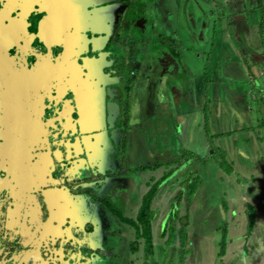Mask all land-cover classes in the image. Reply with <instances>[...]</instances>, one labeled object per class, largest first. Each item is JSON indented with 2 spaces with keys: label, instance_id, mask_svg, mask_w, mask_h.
Masks as SVG:
<instances>
[{
  "label": "flooded vegetation",
  "instance_id": "obj_1",
  "mask_svg": "<svg viewBox=\"0 0 264 264\" xmlns=\"http://www.w3.org/2000/svg\"><path fill=\"white\" fill-rule=\"evenodd\" d=\"M172 2L0 0V264H152L137 217L151 191L155 213L162 164L179 162L159 148L170 100L155 78L174 64L183 108L176 53L194 59L188 39L207 41L190 9L185 41L160 21Z\"/></svg>",
  "mask_w": 264,
  "mask_h": 264
},
{
  "label": "crops",
  "instance_id": "obj_2",
  "mask_svg": "<svg viewBox=\"0 0 264 264\" xmlns=\"http://www.w3.org/2000/svg\"><path fill=\"white\" fill-rule=\"evenodd\" d=\"M231 1L235 7V14L232 15V18H234L233 22L237 29L234 38L228 42L235 50L238 64L230 71L233 75L239 76L237 81L240 89L227 95L226 98L222 93L224 91L222 79H218L217 74L211 73L212 70L208 68L211 54L207 58L199 55L202 69L199 70V78L194 82L192 97L190 96L187 105L180 108L183 103V90L180 89V95L176 102V107L180 109V112L176 115L177 124H174L176 137L172 144L169 139L163 138L162 127L160 129L162 144L159 148L162 151L163 159H167V156L178 158L177 167H186V164H193L196 159L201 160L203 169L194 167L196 168L194 171H204L200 175L197 174L202 180L208 171L207 167H218L219 170L221 169V174L216 179L218 184L217 186L209 185L212 191L208 193L199 195L198 191L196 195L193 194L195 197L192 202L193 195L191 199L186 197L184 181L180 182L179 179H176L175 181L182 184V186H177L182 191L178 195L179 203H177L178 199L174 202L176 196L174 198L172 196L165 199L164 197L159 198L164 206L160 211L155 208V211L157 214L163 211L172 213L174 221L168 224L166 217H160L158 222L154 221L155 252L151 260L152 264H163L156 251L162 253L165 262H169V264H203L200 253L198 254L200 261L193 257L183 260L181 257H175L176 252H181L177 240L180 219L182 222L184 217L187 218L186 223H189L186 245H188L189 249L187 250L190 253H197L201 250L200 242H209L208 250L217 249L216 253H208L212 258L217 255L216 258L220 264H264V107L263 110L259 108L260 104H264V52L262 54V48L258 49V42L254 39L253 41L248 40L251 35L245 30L249 26H264V0ZM245 5L250 6L251 9L262 11L260 22L252 19L248 21L246 16L238 18L237 12L240 14L245 12ZM224 21L227 22L229 19L224 16ZM227 24L231 25L230 22ZM249 44L252 45L251 50H247ZM216 45L213 53L221 49L220 42H217ZM209 46H213V44L210 43ZM246 58H250V60L248 61ZM212 67L214 71L220 70L221 64L215 63ZM234 88L231 87V89ZM196 90L203 92L205 98L210 97L213 100L206 98L208 103L203 102L202 116L194 120L193 116L189 118L188 108L190 102L196 99ZM173 145H175L177 153L167 149L172 148ZM185 150L189 156L184 152ZM182 156L188 157V159L180 164ZM190 158H195V160ZM223 160H225L226 166L222 164ZM165 167H167V163L162 164V176L165 173ZM222 167L228 168L224 172ZM218 198L221 201L217 200ZM166 203H169L167 209H165ZM179 205L183 206L175 207ZM223 205L224 207H222ZM200 214L203 216L198 218ZM250 214L253 215V225L248 235ZM190 224L192 226L189 228ZM167 227L172 230L166 238L165 229ZM174 234L177 236L170 237ZM223 234L226 237L225 244H223L225 250L224 254L220 256L218 255L219 243ZM216 235L219 236V239L217 237L214 239ZM174 239H176L174 246L169 248L168 244ZM204 249L205 247L203 252Z\"/></svg>",
  "mask_w": 264,
  "mask_h": 264
},
{
  "label": "rangeland",
  "instance_id": "obj_3",
  "mask_svg": "<svg viewBox=\"0 0 264 264\" xmlns=\"http://www.w3.org/2000/svg\"><path fill=\"white\" fill-rule=\"evenodd\" d=\"M176 1H178L177 4H174ZM233 2L231 0H173L172 3L170 4H165V7H163L161 10L158 7V13L161 16L160 21L162 22H167L168 24L171 22V19L173 18V22L174 23V30L175 33L177 34V37L180 38H187V33L184 31V29L182 30V17H181V13L183 11H187V9H190L191 11H193V13L196 15L195 16V27H198V23L206 20V24H207V28L204 27V30L206 31L205 33V37L207 38V42H201V40L195 36V39L191 40L190 38L188 39V43H189V47L193 48L194 50V59H190V58H186L184 56V54L178 50V52L176 53V56L179 60V63L183 66V68L186 71V74L188 75L187 79L191 80L188 87H187V91L189 92V94H191L192 90L194 91V82L197 80V78H199L198 73L199 70L201 71L202 67H201V62H199V55H201V57L204 56V58H207L210 54H211V59H210V64L208 65V68L211 69V73L215 72L217 75L216 77H218V79H222L223 81V89L224 91L222 92L224 96H226L229 94H233L235 93V91H238L240 89L239 83H238V75H233V73L230 71V69L234 68L237 66L238 64V59H237V55L235 54V50L233 48V46H231L229 44V40L234 38V34L236 32L237 26L234 25L232 15H234L235 13V7L232 5ZM174 5V6H173ZM171 6V7H170ZM164 10V12H163ZM244 10L245 12H243L242 14L238 13V18L240 19L242 16H246L248 17V21H250V19L252 20H259V22L261 21V13L262 11H259L258 9H251L250 6H244ZM179 12V13H178ZM179 15V19L177 17V15ZM185 14V13H184ZM172 16V17H171ZM186 16L189 18V15L186 14ZM227 17L229 19V21L227 22H215V20L217 21V18L222 17ZM179 20V21H178ZM230 22L231 25H228L227 23ZM178 23V24H177ZM221 24V26H219ZM219 27H218V26ZM226 26V27H225ZM248 34L250 33L251 37H248V40L253 41V39L259 43L258 49L262 48V54H263V50H264V26H258V27H252L249 26L245 29ZM203 32V25L199 26V35H201ZM204 34L201 35V37H203ZM171 37V36H170ZM178 43H180V40H178ZM217 42L221 43V49H218L216 53L214 51V47L216 45ZM210 43L213 44V46H209ZM181 44V43H180ZM262 44V46H261ZM207 45V46H206ZM219 45V44H218ZM216 45V46H218ZM250 46L247 47V50H251L252 49V45L249 44ZM164 49L167 50V52H171V48H166L165 46H163ZM216 50V49H215ZM168 52V53H169ZM204 52H206V54L204 55ZM248 61L250 60V58H246ZM221 64V69L220 70H215L213 69L212 65L213 64ZM237 71V70H236ZM170 75L172 77H175L176 80L174 82V79H170ZM196 76V77H195ZM180 74H177V71L175 70V66L174 64H171V66H168V68L166 69V76L164 77H159V78H155V85L157 86V88L159 89L160 87L163 90V95L165 94H169V100H170V105H168L167 100L164 99L163 100V104H162V116H163V120L161 123V127H162V136L165 140L169 139L170 143L172 144L173 139L176 137L175 131H174V124H177V119H176V115L178 114V112H180L179 108H174L173 106V100L171 95L174 93L175 90H177L178 88L182 87L179 84L180 81ZM143 84V82L140 81V84ZM155 85L152 87V90L155 89ZM148 88L147 85V79H145L143 87ZM239 86L238 89H236ZM231 87H235L234 89H231ZM159 91V90H158ZM197 93L195 95L196 99H194L193 101L190 102V106L188 108L189 113L188 116L189 118L191 116H193L194 120L198 119L199 117L202 116L203 114V102H207L208 100H213L212 98L210 99V97H206L205 98V94L201 91L196 90ZM180 95V93L178 94V96ZM241 97V96H240ZM186 105H187V99H186ZM264 104H260L259 108L261 110H263ZM194 108V109H193ZM186 109V107H185ZM170 151H175L177 153V149L175 147V145L172 146V148L170 147L167 148ZM166 149V150H167ZM185 153L188 155V153L185 150ZM189 156V155H188ZM178 159V158H177ZM188 159V157H184L182 156L181 158V162L180 164L184 163L185 160ZM192 160H195V158H190ZM201 160H197L194 161L193 164H186V167L189 168V172L190 175L192 174V172L196 169L194 167H199V169H203L202 164L200 163ZM198 162V163H197ZM186 167H177L175 169H172L170 171H172L170 174L171 176L169 178H166L165 180L162 179L160 184H157V190L159 197H164L165 198H169L170 196H172V198H174L175 196V201H177L178 199V195L181 194L182 191H180L179 188H177V186H182V184H180V182H182L185 174L182 173V171L185 169ZM174 168V167H173ZM201 170H197V174L200 175V173H203L204 171ZM207 172L204 175V180H202V183L200 181V186L198 187L197 191L194 193V195L197 194V192L199 191V195L203 194V193H208L210 191H212L209 188V185H216L217 186V181L216 179L219 177L220 170L218 167H207ZM227 169L224 168V171H226ZM159 175H161V170H158L156 173V177H158ZM198 175H193L194 177ZM150 176V173L145 174V179H147ZM175 179H179L180 182L175 181ZM209 179V180H207ZM148 180V179H147ZM208 182V183H207ZM136 191L135 193L131 192L130 193V198H131V210L133 207V204L137 201V197L139 196V192L141 194V190L143 189V185L140 183L139 185H136ZM202 192V193H201ZM183 195V193H182ZM192 197V202L194 201V196ZM135 198V199H133ZM171 200V199H170ZM180 198L178 199L179 203ZM219 201H221L219 198L217 199ZM169 201V200H168ZM161 200L157 199L156 201H154V205L153 207L156 208V210L160 211L162 210V207L164 206L163 203H161ZM158 204V205H157ZM169 203H166L165 209H167ZM185 204V203H184ZM186 205V204H185ZM183 205H179V206H175L176 208H181ZM134 209V208H133ZM131 210L129 212H131ZM156 214L153 217V220L158 222V219L160 217H166L168 218V224L173 223V219L171 218L173 215L172 213H169L167 211H163L160 214ZM134 213V212H133ZM130 215V213H129ZM132 215V214H131ZM203 215L200 214L198 216V218H201ZM251 216V215H249ZM253 216V215H252ZM256 216V214H255ZM254 216V218H255ZM170 217V218H169ZM184 220V221H183ZM187 218L184 217L182 219V223L186 224ZM249 222V220H248ZM189 224V223H188ZM192 225L190 224L189 228ZM155 229V228H154ZM183 235H185V239L184 241L187 239V236L189 234V229L188 227H186L184 229V231L182 232ZM169 232L166 234V238L168 237ZM182 235V236H183ZM177 236L176 234H174V236H170V237H175ZM217 235L215 236L214 239H216ZM192 239V237H191ZM217 239H219V236L217 237ZM175 240H172L169 244L168 247L171 248L172 246H174L175 244ZM177 243L179 245V250H180V240L178 237ZM187 241L184 243V250L182 254V251L179 253H175V257H181V260H183L184 258L188 259L190 257H193L194 259H198L199 257L201 258V262L203 261V264H218L219 260L217 261V255L215 258H212L211 255H209L208 252H210V254L216 253V249H210L208 250L207 247H209V242L206 243H202L200 242V246H201V250H199L197 253H190L188 248V245H186ZM202 244V245H201ZM212 244H215L212 242ZM178 247V246H177ZM204 252H203V248ZM164 250V249H163ZM170 251L169 249H165L164 251ZM134 252V251H132ZM155 252V251H154ZM130 253V252H129ZM157 255L160 256V259L162 260L161 262H163V264H169V262H165V257L163 256L162 253H160L159 251H156ZM172 254V252H170ZM190 253V254H189ZM200 253V256L198 255ZM120 256H122V251L120 250ZM135 254V253H134ZM125 255L126 252H125ZM133 256V255H132ZM192 259V258H191ZM200 261V260H199ZM131 264V262H130ZM132 264H139L138 262H133ZM220 264V263H219Z\"/></svg>",
  "mask_w": 264,
  "mask_h": 264
},
{
  "label": "trees",
  "instance_id": "obj_4",
  "mask_svg": "<svg viewBox=\"0 0 264 264\" xmlns=\"http://www.w3.org/2000/svg\"><path fill=\"white\" fill-rule=\"evenodd\" d=\"M224 166H226L225 164V160H223L222 163ZM222 168H228V167H222ZM225 172V171H224ZM171 174L167 173L163 175V180H165L167 177H169ZM193 175H197V172L193 171L191 174V178H189V182H184L185 183V190H186V197L188 199H191L192 195L197 191L198 187L200 186V184L202 183V179L198 176H193ZM201 181V183H200ZM188 183V186H187ZM200 183V184H199ZM199 185V186H198ZM154 191H151V193L146 197V200L144 202V204L141 207V211L139 216L137 217V221L140 223V227H141V236L144 238L145 241V247H144V253L145 256L147 258H149V256L153 255L154 252V247H153V231H152V223H153V217L155 215L153 209H152V205H151V199H152V195H153ZM225 205V204H224ZM224 205L222 207H224ZM250 221H249V228H248V235L251 232L252 229V225H253V218H252V214ZM174 219V217H171ZM188 226V224L186 223H182L181 219H180V228L178 229V235H179V240H180V251L184 250V242H186L185 239V235H183V231L184 229ZM137 227V226H136ZM172 229H169L168 227L165 229V236L166 234L169 232L171 233ZM183 235V236H182ZM224 236L222 237V240H220L219 243V251H218V255H223L224 254V245L225 244V234H223ZM185 256V255H184ZM147 264V263H145Z\"/></svg>",
  "mask_w": 264,
  "mask_h": 264
}]
</instances>
